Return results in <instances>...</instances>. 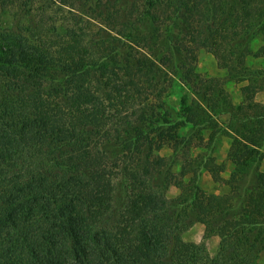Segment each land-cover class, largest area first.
I'll list each match as a JSON object with an SVG mask.
<instances>
[{"label": "trees", "instance_id": "trees-1", "mask_svg": "<svg viewBox=\"0 0 264 264\" xmlns=\"http://www.w3.org/2000/svg\"><path fill=\"white\" fill-rule=\"evenodd\" d=\"M236 1L240 12L230 18L227 0H146L148 13L168 7L163 12L181 28L172 55L160 59L146 53L117 56L114 50L97 57V45L86 43L76 30L57 45L30 39L10 26L0 31V264H264V104L255 101L264 90V66L251 68L253 60L264 62V43L256 51L244 48L236 63H230L231 55L225 77L202 78L194 69V44L217 43L213 33L220 32V24L230 30L234 24L235 41L245 35L264 37V0ZM17 3L0 0V25L6 22L5 8ZM130 27L112 30L136 42L137 25ZM190 30L189 46L184 38ZM105 32L95 44L113 38ZM163 67L181 71L173 83L178 92L172 93L181 99L175 106L147 105L141 113L143 126L162 129L166 142L158 150L173 151L150 172L164 178L179 164L182 175L192 172L193 177L179 183L183 191L174 201L165 199L164 190L159 193L134 178L137 186L148 188L142 193L144 202L136 201L138 187L132 184L133 192L128 194L127 187L124 208L116 213L114 158L107 152L111 142L101 147L95 134L106 126V101L118 109L129 95H144V85L136 84L139 74L148 80L160 76ZM98 72L108 92L105 99L94 85ZM227 80L248 82L240 88L239 103L225 88ZM223 113L230 114L228 122H221ZM133 127L125 134L114 128L118 143L137 145L140 128L133 136ZM224 137L230 139L228 158L234 169L230 194L220 196L206 193L199 180L203 170L222 180L224 165L213 153ZM169 203L195 213L194 220L218 232L215 256L203 243L186 249L182 233L190 223L167 226Z\"/></svg>", "mask_w": 264, "mask_h": 264}, {"label": "rangeland", "instance_id": "rangeland-1", "mask_svg": "<svg viewBox=\"0 0 264 264\" xmlns=\"http://www.w3.org/2000/svg\"><path fill=\"white\" fill-rule=\"evenodd\" d=\"M17 1L18 3L15 7L9 6L10 8H5L7 11L3 20L6 22L0 25V31L10 26L15 30L23 31L30 39H39L41 37L45 41L47 40V42L57 45L60 42H64L72 30H76L84 34L86 43L89 42L97 45L93 46L95 47L93 50L97 57H100V55L108 56L109 50H114L117 51V56H122L125 53L141 56L146 53L152 58L157 57V59H160L163 55H172L170 48H173L172 45H174L177 37L179 35L182 36V34H179L181 32L180 26L168 18L162 10L168 9V7L160 6V9L150 10L148 13L146 0H34V3H31V0ZM176 1L172 0L173 3ZM227 2H230L231 5V9L227 10L230 12V18H235V15L240 12L239 3L236 0H227ZM32 4L34 5L31 6ZM29 10L31 11L29 12ZM156 16H159L156 18L158 22L154 20ZM133 22L137 25L135 31L136 42L114 31V27L120 29L122 26L126 28V25L130 27ZM164 23L167 26L166 29ZM158 24L161 27V33H158L160 37H157V34H155V30L159 28ZM227 25L220 24L217 28L220 29V32L218 34L213 33L217 39V43L215 40H209L200 48L196 46V43L194 44L197 56L194 61V69L202 78L225 77L228 74L230 63L232 61L236 63L239 52L248 47L256 51L264 43V37L253 36L251 38L250 35H245L235 41L236 38L231 32L234 24L231 22V30ZM125 28L123 29L124 31L126 30ZM131 28L125 32H130ZM105 30L109 31L113 38L109 42L102 43V45L95 44L100 37L107 36ZM190 31L186 35V38L183 37L189 46L192 45L193 39L192 30ZM115 37L117 39H114ZM112 55L115 54L113 53ZM231 55L233 56L232 59ZM173 58L175 60L177 56L174 54ZM229 58L231 59L230 63ZM111 63L108 60V65H111ZM262 66H264V62L261 60L251 61V68L253 70ZM173 72V69L169 71L163 67V70L160 71V76H150L148 80L139 74L141 80H137V78L136 84L138 81L140 87L144 85L146 93L140 96L137 94L135 96L129 95L123 103L118 104L119 110L117 106L107 104L109 102L106 101L105 105L107 106L109 117L105 128L100 133L95 134V141L97 144L103 141L101 147L105 143L111 142L107 148V152L114 158L112 169L114 170L116 184L114 198V211L116 213L121 212L124 208L125 197L127 196V194L125 196L124 192L127 187L129 189L128 194L131 193L133 186L135 189L138 187L136 201L138 203L144 202L145 197L142 193L148 188L145 183L144 186L143 184L140 187L137 186V183H133L134 178L140 177V179H144L146 183H150L151 187L155 188L159 193L164 190L165 199L167 201H174L179 198L183 191L179 183L183 180L189 182L193 177L192 172L186 176L182 175L179 164L172 168V174L167 173L165 174L166 176L164 175V178L160 175L154 176L150 172L156 169V161H161V159L168 160L173 151L169 147L158 150V145L166 142L161 133L162 129H153L154 124L143 126L139 120L142 117V111L148 109L150 105L154 107L155 105L164 103L166 106H175L180 103L181 98L174 96L172 93L178 92V88L174 89L173 83L175 79L177 80L181 71L179 74L174 72L175 75ZM238 84L235 86H238ZM94 85L101 97L105 99L108 92L102 83L100 72L96 75ZM227 85L229 87L231 84ZM236 90L231 91L232 94H230L235 103L239 101V93ZM146 94H149L151 99L146 98ZM115 103L116 101L114 105ZM147 105L148 107H146ZM125 117H128L127 120ZM132 125L134 127L130 131L133 133V136H135L137 126L140 128V130H137V140H139L137 145L129 144L127 140L126 144L122 145L120 142L118 143L116 138L119 137V132H116L114 128L118 126V130L125 134V129H130ZM148 140L152 143H146ZM229 146L230 139L224 138L217 145L213 153L216 162L224 165V171L221 173L222 180L215 181L207 170H203L201 174L199 187L206 193L220 196L230 194L231 188L228 180L234 166L228 158ZM262 169L264 170V162L260 170ZM193 185V182L190 183V186ZM169 206L168 214L164 217V223L167 226H171V222L176 223L177 221L180 224L186 223V221L190 223L188 229L182 233L186 249H190L192 243H203L210 256H215L221 241L218 232L212 231V228L207 229L204 223L194 220L195 213H185L183 208H178L172 205V203H169ZM260 263H264V251L260 255Z\"/></svg>", "mask_w": 264, "mask_h": 264}, {"label": "crops", "instance_id": "crops-1", "mask_svg": "<svg viewBox=\"0 0 264 264\" xmlns=\"http://www.w3.org/2000/svg\"><path fill=\"white\" fill-rule=\"evenodd\" d=\"M238 83H242V84H238ZM247 83H248V82H246V81L236 82L235 80H227V82H226V84H225V88L228 90V92H229L230 94H232L231 91L233 92V90L235 91V90L237 89L236 91L239 93V101H238L237 103H239V102L242 100V95H241L240 88H241V86H243V85H245V84H247ZM227 84H231V85L228 87ZM236 84H238V86H235ZM230 89H231V90H230ZM260 96H262V97L259 98ZM255 101L264 104V90H259V91L256 93V95H255ZM233 102H234V101H233ZM234 103H235V102H234ZM219 118H220L221 122H228V121L230 120V114H229V113H223V114L220 115ZM224 138H228V137H224ZM224 138H222V140H223ZM227 154H228V153H227ZM230 162H232L231 159H230ZM263 162H264V159L261 161L260 168H261ZM232 164H233V162H232ZM233 166H234V164H233ZM233 169H234V167H233ZM233 169H232V171H233ZM261 171H264V170L262 169ZM222 173H223V172H222ZM231 173H232V172H231ZM230 175H231V174H230Z\"/></svg>", "mask_w": 264, "mask_h": 264}]
</instances>
